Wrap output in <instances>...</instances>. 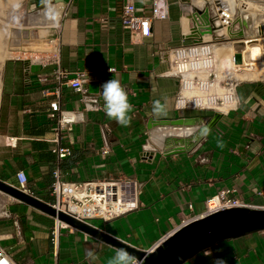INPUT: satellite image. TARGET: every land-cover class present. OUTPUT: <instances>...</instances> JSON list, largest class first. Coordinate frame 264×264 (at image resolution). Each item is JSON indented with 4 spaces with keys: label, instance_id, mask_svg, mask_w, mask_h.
Masks as SVG:
<instances>
[{
    "label": "crops",
    "instance_id": "crops-1",
    "mask_svg": "<svg viewBox=\"0 0 264 264\" xmlns=\"http://www.w3.org/2000/svg\"><path fill=\"white\" fill-rule=\"evenodd\" d=\"M164 1L168 18L152 22L150 37L132 41L116 26L121 8L132 2L138 14L149 15L152 0H27L28 11L49 29L50 48L41 55L7 58L0 74V179L17 186L16 173L22 171L26 190L49 204L56 165L68 182L130 179L138 208L92 225L143 250L202 214L205 201L221 190L264 208V80L238 82L236 108L222 113L201 137L211 114L174 108L178 82L172 74L171 51L192 41L186 36L195 21L181 0ZM51 10L59 14L58 22ZM184 18L190 27L186 33ZM78 74L84 94L65 84ZM111 79L120 81L133 105L128 126L108 117L99 100L101 86ZM156 99L162 104L166 99V116L153 113ZM54 101L74 116V123L58 130L49 116ZM178 119L192 125H173ZM55 138L71 150L59 164L51 152ZM221 140L223 148L217 146ZM175 147L183 151L173 154ZM0 206V247L16 264H109L116 254L69 229L53 242L54 219L3 194ZM88 250L97 259H89ZM209 251L185 264H213L217 258L226 264H264V232Z\"/></svg>",
    "mask_w": 264,
    "mask_h": 264
},
{
    "label": "built area",
    "instance_id": "built-area-1",
    "mask_svg": "<svg viewBox=\"0 0 264 264\" xmlns=\"http://www.w3.org/2000/svg\"><path fill=\"white\" fill-rule=\"evenodd\" d=\"M193 0H181L184 5L191 6ZM235 0L234 6L220 7L219 0H211L204 7L208 17H216V24L225 27L226 35L235 36L239 30L236 20L237 14L245 3L258 2L264 4V0ZM196 18L199 17L197 10H192ZM168 8L164 0H152L149 15H140L132 2L123 4L116 26L121 35H127L130 40H141L151 36L152 22L166 20ZM212 26V25H210ZM220 42L215 36L209 40L201 39L198 35L196 42L174 48L172 53V74L178 82V95L174 101V108L177 111H196L213 114L219 112L220 108L226 112L235 109L237 100L235 89L238 81L229 77L218 79L215 71L214 46ZM241 55V54H239ZM237 55V56H239ZM60 78H66V74L60 72ZM75 92L84 94L83 75L78 74L75 78L65 83ZM235 105V106H234ZM50 118L56 120L58 130L64 126L74 123L75 118L68 112L61 110L59 102L50 103ZM52 143L51 152L56 156L57 164L71 155L67 146H61L59 139L55 138ZM17 188L27 192V179L22 171L16 173ZM53 181L51 183V195L56 209L72 215L77 220L89 223L90 220L110 221L124 216L138 208L136 185L130 179H110L103 182H68L63 179L61 170L56 165L52 170ZM231 190H221L215 196L205 201V210L197 217H191L182 221L184 225L194 219L213 214L215 212L235 207H253L248 203L232 195ZM30 194V193H29ZM62 229H69L66 225L54 220L51 231L53 242H57L59 232ZM209 251V250H206ZM204 251L203 253L205 254ZM0 261L6 264H16L0 247Z\"/></svg>",
    "mask_w": 264,
    "mask_h": 264
},
{
    "label": "water",
    "instance_id": "water-1",
    "mask_svg": "<svg viewBox=\"0 0 264 264\" xmlns=\"http://www.w3.org/2000/svg\"><path fill=\"white\" fill-rule=\"evenodd\" d=\"M198 14H201V11ZM193 18L195 23L199 22V28L194 24L190 34L186 36L187 39L193 42H196L198 35H201L203 32L216 31L220 28L216 25L217 18H209L207 11L202 13L198 18L193 15ZM201 24L202 26H200ZM99 100L101 103L103 102L101 94ZM221 117L222 113L214 112L206 117L204 125H208L211 129L218 123ZM199 118L204 119L203 116ZM172 124L192 125V121L178 119L173 121ZM181 151H183L182 147H175L172 153L175 154ZM0 193L116 250L121 248L126 249L141 264H185L200 253L222 242L234 241L264 232V208L235 207L224 209L181 225L153 247L143 250L109 235L90 223L77 220L72 215L56 209L51 204L1 179Z\"/></svg>",
    "mask_w": 264,
    "mask_h": 264
},
{
    "label": "bare ground",
    "instance_id": "bare-ground-1",
    "mask_svg": "<svg viewBox=\"0 0 264 264\" xmlns=\"http://www.w3.org/2000/svg\"><path fill=\"white\" fill-rule=\"evenodd\" d=\"M210 1L211 0H193L192 7L203 9L206 3ZM219 4L222 8L236 5L235 0H219ZM250 5V3H245L243 9H241L240 19H238L241 38L243 37L244 39L242 41H223L216 44L213 48L215 53V71L218 79L229 77L243 81L264 80V24L259 23L257 18L254 17V13H251L250 10L247 11L248 6L251 7ZM35 18H38V16H35ZM188 22L189 20L184 18L183 31L185 33L190 30ZM48 24H53V22H48ZM194 24L199 28V22H194ZM216 25L220 26L218 24ZM33 26L47 28L46 26H42L41 22L35 20ZM200 26H202V24ZM252 31H255L262 39L254 38ZM216 32V37L218 39H225L227 37L225 27H220ZM210 37V31L201 34V39L203 40H209ZM1 45L2 43L0 42V49ZM10 51L11 50L8 49V52ZM239 54H242V60L237 62V55ZM1 59L2 57L0 56V67ZM218 111L220 113H225L226 109L220 108ZM1 210L2 207L0 206V212Z\"/></svg>",
    "mask_w": 264,
    "mask_h": 264
},
{
    "label": "rangeland",
    "instance_id": "rangeland-1",
    "mask_svg": "<svg viewBox=\"0 0 264 264\" xmlns=\"http://www.w3.org/2000/svg\"><path fill=\"white\" fill-rule=\"evenodd\" d=\"M237 6L240 7L239 3L240 0H237ZM251 7L248 6L247 11H251L254 13L259 21V23L264 24V4H260L258 2H251ZM243 9V7L241 8ZM193 8L189 6L190 14ZM198 13L201 11V14L204 13L206 10L198 9ZM253 11V12H252ZM240 14H237L239 18L236 20V25L238 26L239 30L233 37L227 36L225 39H219L221 43L223 41H242L244 38H241L240 34V26L238 23V19H240ZM36 13L28 11L27 8V0H0V42L2 43L0 49V56L1 59V67H0V74L3 68L4 62L7 58L12 56H29V54L46 52L48 48L46 41L47 30L46 28H39L33 26L34 20L39 21L40 18H35ZM41 22V21H39ZM43 26V25H42ZM253 32V31H252ZM212 36L217 34L216 31H210ZM254 38L262 39V37L257 35V33L253 32ZM264 38V36H263ZM8 49L11 51L8 52ZM242 60V54L237 56V62ZM228 71V70H227ZM238 82L245 83V82H252V81H243L237 80ZM94 222H98V220H90L89 223L92 224ZM224 243V242H223ZM221 244V243H220ZM201 254V253H200ZM199 254V255H200Z\"/></svg>",
    "mask_w": 264,
    "mask_h": 264
},
{
    "label": "clouds",
    "instance_id": "clouds-1",
    "mask_svg": "<svg viewBox=\"0 0 264 264\" xmlns=\"http://www.w3.org/2000/svg\"><path fill=\"white\" fill-rule=\"evenodd\" d=\"M45 3H50V0H44ZM51 18L58 22L59 14L54 10H51ZM112 72V69L110 68ZM101 98L104 102V108L106 110V115L110 118H114L116 123L122 126H128L131 123V116L129 113L133 109V105L128 100V94L125 88L121 85L118 79H111L105 82L102 86ZM235 106V105H234ZM153 113L157 116L167 115V105L166 99L165 103L162 104L161 99H156L153 101L152 107ZM210 132L208 125H204L200 128V136L207 137ZM218 147L223 148L225 145L223 141H219ZM205 255H211L210 251H206ZM86 256L95 260V256L92 250L86 252ZM0 264H6V261H0ZM109 264H141V262L130 254L126 249H117L115 256L109 261ZM213 264H226L222 258H217L213 261Z\"/></svg>",
    "mask_w": 264,
    "mask_h": 264
}]
</instances>
